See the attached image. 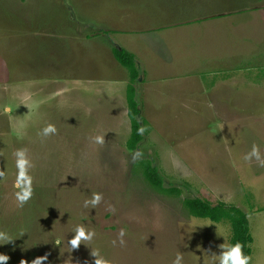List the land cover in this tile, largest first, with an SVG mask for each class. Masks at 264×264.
Segmentation results:
<instances>
[{"label":"rangeland","instance_id":"rangeland-1","mask_svg":"<svg viewBox=\"0 0 264 264\" xmlns=\"http://www.w3.org/2000/svg\"><path fill=\"white\" fill-rule=\"evenodd\" d=\"M38 1L41 15L33 14L36 8L25 15L40 22L42 16L57 21L59 9L67 11L57 8L63 0ZM66 1L75 10L73 20L86 24L87 32L102 30L98 38L105 39L95 48L106 51L108 42L110 48L117 43L134 53L137 78L143 80L133 81L138 115L147 131L136 147L127 146L126 88L113 95L109 108H103L109 97H101V106L93 107L98 112L88 113L87 104L78 107L75 99V105L72 92H65L69 100L60 103L62 79L46 83L30 62L21 66L23 80L5 79L1 85L5 69L13 70L15 60L23 63L17 56H27L38 42L22 31L17 0H0V231L14 239L0 241V253L10 257L7 264L22 259L31 264L46 253L44 264H64L70 256L72 264H94L92 250L111 264H173L177 254L182 256L178 264H223L230 224L191 214L183 198L192 196L244 210L253 236L251 264H264V167L255 158L244 159L254 144L264 159V0H188L182 12L180 0ZM32 2L24 1L25 9ZM123 8L129 11L123 22L145 29H113L122 25ZM204 12L217 15L174 22ZM105 60L112 62L108 54ZM102 75L129 77V70L116 60L113 71ZM33 86L44 88L36 97L51 106L19 115L23 94L17 88ZM48 124L56 132L44 136ZM97 136L104 137L102 145ZM20 149L27 150L23 158L29 161L33 189L23 207L14 186ZM136 151L143 155L134 162ZM143 159L156 167L166 186L179 191L152 187L142 173ZM93 193L102 195L95 208ZM78 225L96 235L71 251L68 241Z\"/></svg>","mask_w":264,"mask_h":264},{"label":"crops","instance_id":"crops-1","mask_svg":"<svg viewBox=\"0 0 264 264\" xmlns=\"http://www.w3.org/2000/svg\"><path fill=\"white\" fill-rule=\"evenodd\" d=\"M24 1L26 0H17L21 11L18 20L25 25V29L24 26H22V31L30 33L31 37L38 42V47L35 50H32L27 56H22L21 53L17 56V58L23 63H18L15 60L14 67L12 68L13 70L5 69L1 74V85L4 83L2 80L5 79L15 78L23 80L26 73L21 66L30 62L35 66L36 72L40 71V74L44 75L43 80H45L46 83H48V80L53 77L62 79L64 84L58 89V93L61 92L60 95H62L60 103L61 100H63L64 103L67 102L69 100V94L66 93L72 92L74 96L76 95V98L74 97L75 105V99L78 101V107H82V103L87 104L84 109H87L88 113L98 112L97 110H94L93 107L98 105L101 106V97H109L107 104L103 107L104 109L109 108V106L112 105L110 101L113 100V95H122L123 89L126 88V85L129 82V77H126V75L125 77H113V75L106 77L102 75L103 71H113V61L115 62L117 60L113 54V46L110 48L108 45L110 44L109 42L106 51L101 50L100 47H94L96 44H101L102 41L100 40L105 39L103 36H101V39L98 38L100 34L97 33L102 30H89V32H87L88 30L84 29L86 24H81L79 22L76 23L73 20V16H76L74 13L75 10L73 9L74 12L71 10V4L66 0H63L64 2L61 0L62 2H59L57 5L58 9L59 7L63 9V6L67 9V11H61L59 9V14H57L56 17L57 21H55V18L53 17L46 18L42 16L43 20L41 22L36 19L34 15H25L27 11L29 12L36 8L38 11L33 14L40 16L41 14L38 12L41 2L39 3L38 0H32L33 2L30 6L25 9L23 4ZM187 1L188 0H180V5L178 2V7L181 8L179 12H182V7H184L183 3ZM221 11L226 10L222 9L219 12L222 13ZM126 12L129 11H126L125 8H123V11H120L119 16L123 18L122 25L113 29H118L120 32H133L145 29L142 26L136 27L123 22L125 18H127H124V16L128 14ZM208 13L210 12L197 13L194 14V17H191L192 15L189 14L188 16H182L181 19L176 18L174 22L182 23L195 21L207 18L209 15H217L213 12L210 14ZM113 29L109 28V30L103 31L104 36H109L106 33H109V31ZM96 39L99 41H95ZM109 40L111 42V39ZM116 45V47L125 48L117 43ZM86 47L90 49L86 50ZM15 48L20 51L19 47L16 46ZM127 50L130 51L129 49ZM106 53L112 62L105 60ZM67 80L68 82H65ZM138 80L143 82L142 77ZM19 83L22 84L23 81H20ZM135 86L136 85H134V87ZM21 87L17 88V93H22L23 95H21L20 99H25L26 102L21 105V100L19 99V104L17 103L19 106V115L25 114L28 110L30 114L36 109L46 112L48 111V108L45 107L51 106V103L43 105L42 101L36 97V94L44 92L43 87L38 88L33 86L29 90H22ZM50 90L51 89L48 90V94L50 93ZM6 108L9 107L6 105ZM27 108L28 110H26ZM99 110L101 111V109Z\"/></svg>","mask_w":264,"mask_h":264},{"label":"trees","instance_id":"trees-1","mask_svg":"<svg viewBox=\"0 0 264 264\" xmlns=\"http://www.w3.org/2000/svg\"><path fill=\"white\" fill-rule=\"evenodd\" d=\"M113 54L115 58L129 70V82L126 86V101L127 113L131 123V133L127 139V146L129 148H134L136 147L137 141L141 138V135L138 133L140 126L138 115L139 105L133 85V81L138 79L137 77L140 75V69H138L139 67L136 64L134 54L127 49L114 46ZM141 163L143 176L152 187L163 193H174L179 191L177 187L166 186L163 183V178L156 167L151 164L150 160L143 159ZM183 204L187 210L195 216L209 218L213 221H228L230 224L228 252H230L231 247L234 246L236 242H240L244 245V254L250 256L253 236L249 226L248 216L239 206L226 204L223 201L211 203L207 199L199 196L185 197L183 198Z\"/></svg>","mask_w":264,"mask_h":264},{"label":"clouds","instance_id":"clouds-1","mask_svg":"<svg viewBox=\"0 0 264 264\" xmlns=\"http://www.w3.org/2000/svg\"><path fill=\"white\" fill-rule=\"evenodd\" d=\"M5 111H10L9 108H6ZM147 131V129L141 125L138 129V133L140 135H143L144 132ZM56 132V128L53 124H48L43 129V135L48 136L50 134H54ZM95 142L97 144H103L104 143V137L103 136H97L95 137ZM27 152L26 149H20L17 150L15 153L16 156V167L18 169L16 181H15V187H17L19 190L15 193L16 200L18 202V207H23L24 204H26L32 197L33 189H32V177L29 175V169L30 167H26L29 164V161L24 159V155ZM143 155L142 152L136 151L133 153L132 159L135 162L137 159L141 158ZM253 158H255L259 165L264 167V159L261 158V154L259 151V148L257 145L252 146L251 152L247 153L244 156V159L246 161H251ZM4 172L0 171V177H3ZM102 200V195L100 193H93L91 201V206L95 208L100 201ZM88 200H85L84 206L87 207ZM96 235L95 231H89L86 230V228L83 225H78L74 229V235L73 237L68 241V244L70 245L71 251L76 250L79 248L80 244L85 241H91L93 237ZM125 235V230L121 229L120 231V240L119 243L121 246L125 244V241L123 240V236ZM14 239L8 235L4 231H0V241H3V244H7L12 242ZM113 245L116 244V241L114 240ZM56 246H60L61 240L57 239L55 241ZM223 247V245H221ZM244 245L240 242H236L234 246L231 247L230 252L226 253L224 255L223 264H251L252 257L245 255L243 252ZM91 256L94 257V264H111V261L102 257L98 250H92ZM48 258V254L46 253L43 256H38L35 259L31 261V264H44V261H46ZM10 257L6 254L0 253V264H7ZM182 259V256L180 254H177L176 259L173 261V264H178V262ZM20 264H29L27 260L22 259L20 261ZM64 264H72V258H68L64 261Z\"/></svg>","mask_w":264,"mask_h":264}]
</instances>
